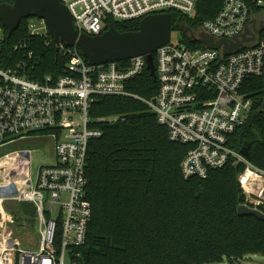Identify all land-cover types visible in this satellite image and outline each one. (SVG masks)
I'll use <instances>...</instances> for the list:
<instances>
[{
  "label": "built area",
  "instance_id": "2783aa9c",
  "mask_svg": "<svg viewBox=\"0 0 264 264\" xmlns=\"http://www.w3.org/2000/svg\"><path fill=\"white\" fill-rule=\"evenodd\" d=\"M60 1L68 8L75 28L91 37L109 30V20H143L170 11L193 18L197 6L196 0ZM263 15L264 0H223L218 14L190 33L196 44L201 34L232 42L241 38L247 27L256 33L254 42L227 57L201 44L202 49H192L183 38L160 47L154 54L158 91L152 100L128 90V84L147 70L145 56L109 63L101 69L90 66L79 48L60 45L56 47L59 53L68 58L67 74L35 79L31 73L37 65L26 57L5 67L6 38L0 26V147L38 134L56 140L55 163L40 166L36 180L32 179L31 150L4 156L16 154L17 162L0 184L4 190L0 198V264H66L71 249L85 245L92 217L87 199V155L89 144L102 136V131L92 126L96 97H125L145 104L167 129L171 142L191 146L181 165L184 179H206L211 171L230 163L245 166L239 176L246 195L242 205L259 210L264 203V171L230 147V136L254 111L253 100L241 94L244 82L264 77V33L257 34L253 25ZM27 28L32 36H49L42 20H29ZM19 47L16 45L15 51ZM22 201L36 208V251L23 248L8 229L14 214L3 204L16 206Z\"/></svg>",
  "mask_w": 264,
  "mask_h": 264
},
{
  "label": "trees",
  "instance_id": "16d2710c",
  "mask_svg": "<svg viewBox=\"0 0 264 264\" xmlns=\"http://www.w3.org/2000/svg\"><path fill=\"white\" fill-rule=\"evenodd\" d=\"M196 1L193 18L169 13L173 31L183 35L188 47L202 49L190 33L213 19L223 0ZM5 3L13 1L0 0ZM31 19L23 20L9 40L0 24L6 38L5 67L26 57L37 65L31 73L35 79L66 75L68 58L49 36L30 35ZM140 22L109 20L107 27L135 32ZM128 90L152 100L158 84L145 70ZM241 94L253 100L254 111L230 136V147L241 153L248 143L250 162L264 171V77L247 79ZM91 118L92 126L102 131L89 144L86 162L92 217L85 245L71 249L72 264H236L249 256L264 257V220L237 212L246 200L239 184L245 166L230 163L206 179H184L181 165L192 147L171 142L150 108L131 98L96 97ZM112 118L117 121L110 122ZM259 210L264 214V203ZM19 215L14 214L16 224ZM61 232L59 226L58 239Z\"/></svg>",
  "mask_w": 264,
  "mask_h": 264
},
{
  "label": "water",
  "instance_id": "95a60500",
  "mask_svg": "<svg viewBox=\"0 0 264 264\" xmlns=\"http://www.w3.org/2000/svg\"><path fill=\"white\" fill-rule=\"evenodd\" d=\"M30 18L44 21L48 35L57 48L60 45L79 48L90 66H100L103 69L109 63L145 56L147 70L154 78V54L160 47L171 42L173 34L171 14L146 17L141 20L139 29L135 32H119L111 27L101 36L91 37L81 34L75 28L68 8L60 0H14L13 4H0V24L8 31V40L19 29L22 21ZM255 35L247 27L242 37L232 42L215 41L205 34L194 39L206 48L222 51L223 57H227L244 48L245 44L254 42ZM241 154L250 160L248 143ZM10 211L16 215L33 217L36 208L32 203L22 201L11 207ZM237 212L239 216L252 215L264 220L262 212L246 205L239 206Z\"/></svg>",
  "mask_w": 264,
  "mask_h": 264
},
{
  "label": "rangeland",
  "instance_id": "374dc122",
  "mask_svg": "<svg viewBox=\"0 0 264 264\" xmlns=\"http://www.w3.org/2000/svg\"><path fill=\"white\" fill-rule=\"evenodd\" d=\"M183 35L179 31H173L172 41L177 43L181 41ZM55 144L56 140L44 134L31 136L24 140H16L14 143L0 147V158L5 155L23 151L31 150L32 162V179L36 180L38 169L40 166H52L55 163ZM0 184L2 181L0 180ZM4 195V190L0 188V198ZM65 198V197H64ZM4 207H12L10 202H5ZM59 208V207H58ZM10 234L16 241L25 249L36 251L38 249V223L36 216L25 217L22 214L18 216V221L14 218V223L8 224ZM66 264H71L70 257L66 256ZM222 264H229L224 262ZM236 264H264V257L249 256L245 259L238 261Z\"/></svg>",
  "mask_w": 264,
  "mask_h": 264
},
{
  "label": "bare ground",
  "instance_id": "6f19581e",
  "mask_svg": "<svg viewBox=\"0 0 264 264\" xmlns=\"http://www.w3.org/2000/svg\"><path fill=\"white\" fill-rule=\"evenodd\" d=\"M15 161L17 162V155L12 154L8 155L7 157H4V159L0 162V180L3 179V177L7 176L5 175V172L13 168V164H15ZM13 162L11 165H7L4 163ZM4 164V165H3Z\"/></svg>",
  "mask_w": 264,
  "mask_h": 264
},
{
  "label": "flooded vegetation",
  "instance_id": "af4514ba",
  "mask_svg": "<svg viewBox=\"0 0 264 264\" xmlns=\"http://www.w3.org/2000/svg\"><path fill=\"white\" fill-rule=\"evenodd\" d=\"M253 25L257 34L264 33V15L258 21H255Z\"/></svg>",
  "mask_w": 264,
  "mask_h": 264
}]
</instances>
